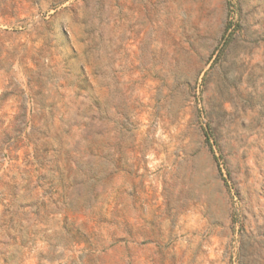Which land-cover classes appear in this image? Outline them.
I'll use <instances>...</instances> for the list:
<instances>
[{"label":"rangeland","instance_id":"rangeland-1","mask_svg":"<svg viewBox=\"0 0 264 264\" xmlns=\"http://www.w3.org/2000/svg\"><path fill=\"white\" fill-rule=\"evenodd\" d=\"M0 264H264V0H0Z\"/></svg>","mask_w":264,"mask_h":264}]
</instances>
